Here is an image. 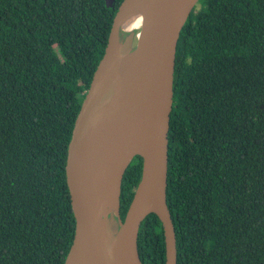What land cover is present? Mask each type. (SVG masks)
<instances>
[{"label": "trees", "instance_id": "obj_1", "mask_svg": "<svg viewBox=\"0 0 264 264\" xmlns=\"http://www.w3.org/2000/svg\"><path fill=\"white\" fill-rule=\"evenodd\" d=\"M0 0V264H63L74 221L65 182L73 123L117 7ZM166 203L176 264H264V0H198L177 40ZM141 170L121 181L123 219ZM142 264H164L154 214Z\"/></svg>", "mask_w": 264, "mask_h": 264}, {"label": "water", "instance_id": "obj_2", "mask_svg": "<svg viewBox=\"0 0 264 264\" xmlns=\"http://www.w3.org/2000/svg\"><path fill=\"white\" fill-rule=\"evenodd\" d=\"M113 6L114 0H104ZM198 0H122L101 59L75 117L65 158L74 221L63 264H142L138 230L154 214L161 224L164 264H176V239L166 203L169 115L180 31ZM141 170L123 219L120 190L133 157ZM114 210L115 232L98 229Z\"/></svg>", "mask_w": 264, "mask_h": 264}, {"label": "bare ground", "instance_id": "obj_3", "mask_svg": "<svg viewBox=\"0 0 264 264\" xmlns=\"http://www.w3.org/2000/svg\"><path fill=\"white\" fill-rule=\"evenodd\" d=\"M114 210H109L104 217L100 227L98 229V234L102 239H108L113 236L115 232V221H114Z\"/></svg>", "mask_w": 264, "mask_h": 264}]
</instances>
